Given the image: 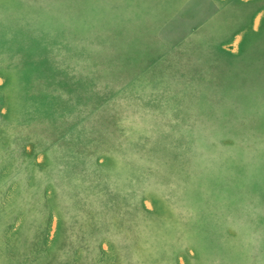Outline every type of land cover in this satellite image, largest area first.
Wrapping results in <instances>:
<instances>
[{
    "label": "rangeland",
    "instance_id": "rangeland-1",
    "mask_svg": "<svg viewBox=\"0 0 264 264\" xmlns=\"http://www.w3.org/2000/svg\"><path fill=\"white\" fill-rule=\"evenodd\" d=\"M99 261L264 264V0H0V264Z\"/></svg>",
    "mask_w": 264,
    "mask_h": 264
},
{
    "label": "crops",
    "instance_id": "crops-1",
    "mask_svg": "<svg viewBox=\"0 0 264 264\" xmlns=\"http://www.w3.org/2000/svg\"><path fill=\"white\" fill-rule=\"evenodd\" d=\"M78 199H81V198H74V201H77ZM140 233H142V232H140ZM85 234H87V235H93L94 234V235H97V236L101 237V231H95L93 229L92 230H88ZM137 244L140 245L139 248H138L139 251H146V253L144 255H140V256L143 257V258H149V255H148V253H149V243H148V240H143V237H142V241L139 242V243H137ZM98 248H100V247H98ZM99 251H101V250L99 249ZM92 257L95 258V259H97L98 257H100L102 259L103 255L100 256V254H99L97 256L94 253V256H92ZM105 257H107V256H105ZM93 264H103V261H99L98 263L93 262ZM146 264H148V263H146Z\"/></svg>",
    "mask_w": 264,
    "mask_h": 264
}]
</instances>
